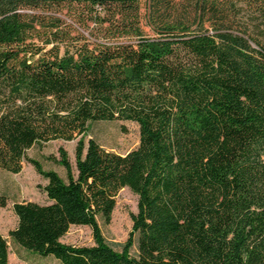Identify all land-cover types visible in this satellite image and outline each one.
Listing matches in <instances>:
<instances>
[{"label": "trees", "instance_id": "trees-1", "mask_svg": "<svg viewBox=\"0 0 264 264\" xmlns=\"http://www.w3.org/2000/svg\"><path fill=\"white\" fill-rule=\"evenodd\" d=\"M113 120L138 146L84 141ZM78 135L66 179L28 159L47 202H14L16 243L62 264H264V0H0V169ZM124 187L137 211L117 250L98 217ZM73 225L94 243L63 242Z\"/></svg>", "mask_w": 264, "mask_h": 264}, {"label": "rangeland", "instance_id": "rangeland-1", "mask_svg": "<svg viewBox=\"0 0 264 264\" xmlns=\"http://www.w3.org/2000/svg\"><path fill=\"white\" fill-rule=\"evenodd\" d=\"M81 137L78 135L72 140L53 139L36 144L26 150V158L19 172L0 169V197L4 196L7 203L4 207L0 206V231L8 240L9 264H62L53 255L41 256L11 239L9 231L17 225L13 204L17 201L47 202L43 190L47 180L28 159L38 160L43 169L54 170L66 179V169L60 164L61 150H63L76 174L75 148ZM90 137L95 138L107 150L125 154L138 146L139 126L129 120L96 121L89 124L88 132L83 136L84 141L87 143ZM137 201L138 196L128 187H124L116 196V206L111 219L106 222L102 217H98L105 239L117 250L122 249L132 229L131 213L137 211ZM62 241L91 245L94 243L93 231L87 225H73L62 237ZM135 249L134 247L132 251L134 252Z\"/></svg>", "mask_w": 264, "mask_h": 264}]
</instances>
